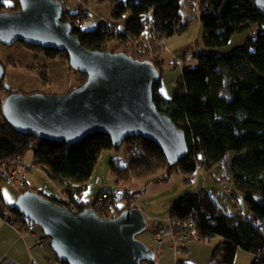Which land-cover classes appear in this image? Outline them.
<instances>
[{"label": "trees", "instance_id": "trees-1", "mask_svg": "<svg viewBox=\"0 0 264 264\" xmlns=\"http://www.w3.org/2000/svg\"><path fill=\"white\" fill-rule=\"evenodd\" d=\"M182 1L114 0L112 22L102 21L94 28L83 27L89 13L82 6L75 12L65 7L62 20L74 25V33L86 48L125 52L137 60H150L162 77L163 60L158 48L164 47L166 38L187 31L193 23L192 18H184ZM15 2V8L11 6L13 9L8 10L6 0H0V11L20 10L19 0ZM199 4L207 50L201 49L191 55L193 63L182 68L170 97L161 91V79L154 90L159 110L186 132L187 156L170 166L163 150L154 141L138 136L127 138L120 148H115L111 137L103 133L90 135L72 145L25 135L4 120L0 98L3 119L0 165L17 158L23 161L25 155L33 151L34 164L45 168L58 186H68L69 206L75 207L76 212L88 208L85 200L88 181L98 157L106 150L125 149V160L114 157L110 161L116 183H129L165 171L151 180L163 182L168 181L174 171L194 175L198 169H204L215 182L235 185L244 196L246 212L229 213L212 193L201 190L184 195L171 208L170 217L194 219L197 233L193 239L221 237L212 254L217 264H234L239 250L253 254L251 264H264V12L255 0H200ZM127 13L131 15L121 28L119 22ZM254 28H260V33L246 44L227 53L215 50L228 44L235 34ZM129 42L127 50L124 45ZM39 48L50 54H67ZM72 71L84 77L78 85L86 81V74ZM28 190L33 189L27 187L23 192ZM35 191L47 197L43 190ZM107 193L112 196L113 207L111 210L108 206L107 210L111 211L106 217H116L133 206L129 203L120 208L125 196L117 197L118 192ZM131 196L135 198L137 193ZM5 206L0 188V215L3 217L6 216ZM9 208L12 210L9 220L16 216L21 226L32 223L15 205ZM177 264L193 263L181 259Z\"/></svg>", "mask_w": 264, "mask_h": 264}, {"label": "water", "instance_id": "water-1", "mask_svg": "<svg viewBox=\"0 0 264 264\" xmlns=\"http://www.w3.org/2000/svg\"><path fill=\"white\" fill-rule=\"evenodd\" d=\"M264 12V0H255ZM20 10L0 11V43L17 42L66 52L72 70L86 74L84 83L65 94L12 92L2 99V116L17 132L70 145L96 134L111 137L120 148L129 137L154 141L170 166L189 154L186 132L154 100L161 73L150 60L125 52L86 48L74 25L62 20L61 0H19ZM6 66L0 62V81ZM15 207L49 239L66 264H148L157 253L137 235L148 227L136 206L113 218L92 207L75 212L35 190L21 193Z\"/></svg>", "mask_w": 264, "mask_h": 264}, {"label": "rangeland", "instance_id": "rangeland-1", "mask_svg": "<svg viewBox=\"0 0 264 264\" xmlns=\"http://www.w3.org/2000/svg\"><path fill=\"white\" fill-rule=\"evenodd\" d=\"M200 0H183L182 14L184 18H192L193 23L189 29L181 34L173 35L164 40V47L158 48L163 60V75L160 80L161 91L170 97L182 75V68L192 63L189 55V44L195 42L196 51L207 48L203 42V26L201 23ZM7 3L6 9L16 6L15 0ZM89 13L84 28H94L102 21H112V6L114 0H90L86 5L84 0H69L68 9L77 11L81 6ZM15 8V7H14ZM130 13L119 22L123 28ZM260 28H254L241 34H235L228 44L218 47L215 50L227 53L248 42L251 37H257ZM113 42L112 44H114ZM130 42L125 44L126 49L130 48ZM0 62L6 66V76L0 83V98L3 99L8 92H44L48 94H65L75 88L84 77L73 72L69 66V57L65 53L50 54L46 50L29 47L24 43L17 42L12 46H5L0 43ZM36 87V88H35ZM39 88V89H38ZM2 116H0V120ZM3 121V119H2ZM114 157L126 159L124 147L121 149H110L102 152L98 157L94 172L88 181V189L85 192L88 199L98 197L107 192L120 193L125 196L121 201L120 208L133 203L146 216L148 227L137 239L146 244L157 253L156 264H177L178 260H189L194 264H217L212 256L213 251L220 243L221 237L198 240L192 239L186 242L183 249L176 252L170 247L159 248L154 240V219H167L171 208L184 195L192 192L206 190L212 193L220 204L229 213H245L247 205L243 194L233 183L215 182L204 169H198L194 175H185L174 171L168 181L154 182V178L164 174H158L142 179H134L129 183H116L110 168V161ZM33 151L25 155V163L33 166L25 177L26 182L0 181V188L4 198L5 213L12 216L10 206L15 205L17 197L29 187L31 189L43 190L50 199L68 197V186H58L48 176L47 170L42 166L33 165ZM219 172H221L219 170ZM76 192L74 187L71 189ZM128 191L130 193H128ZM137 193L134 198L131 194ZM121 195V196H122ZM133 197V198H132ZM37 229L42 230L39 225L33 224ZM43 231V230H42ZM188 248L185 249V246ZM55 257L56 254H55ZM59 264H64L57 257Z\"/></svg>", "mask_w": 264, "mask_h": 264}, {"label": "crops", "instance_id": "crops-1", "mask_svg": "<svg viewBox=\"0 0 264 264\" xmlns=\"http://www.w3.org/2000/svg\"><path fill=\"white\" fill-rule=\"evenodd\" d=\"M61 1L68 9L69 0ZM84 4H87L85 0ZM82 7L84 8L85 6L82 5ZM2 123L1 119L0 125ZM23 162H25V158ZM58 200L67 203L69 196L67 197L62 193V198H58ZM9 216L3 217L0 215V264H59L49 239L46 238L42 230L29 224L13 226L9 222ZM186 248H188L187 245L185 246ZM253 257L252 253L239 250L234 264H251ZM189 262L192 263L191 261Z\"/></svg>", "mask_w": 264, "mask_h": 264}, {"label": "built area", "instance_id": "built-area-1", "mask_svg": "<svg viewBox=\"0 0 264 264\" xmlns=\"http://www.w3.org/2000/svg\"><path fill=\"white\" fill-rule=\"evenodd\" d=\"M195 42L189 44V55H192L196 51ZM33 165L34 162H33ZM33 166L27 165L20 159H16L9 164L0 165V178L5 181H18L20 183L26 182L25 177L30 172ZM117 197H121L120 193H117ZM85 200L88 202V208L92 207L101 217H106L109 211L113 207V199L109 193L100 194L93 199ZM65 204L70 208L69 201ZM108 206L111 210H107ZM71 209V208H70ZM73 211H77L76 208H72ZM108 211V212H107ZM107 212V213H106ZM13 226H21L18 222V217L13 216L9 220ZM32 222L30 225H33ZM154 240L159 248L170 247L178 252L183 249L186 242L192 240L197 233L196 221L190 219H179L169 217L167 219H154Z\"/></svg>", "mask_w": 264, "mask_h": 264}, {"label": "snow or ice", "instance_id": "snow-or-ice-1", "mask_svg": "<svg viewBox=\"0 0 264 264\" xmlns=\"http://www.w3.org/2000/svg\"><path fill=\"white\" fill-rule=\"evenodd\" d=\"M6 2L10 3V2H11V0H6Z\"/></svg>", "mask_w": 264, "mask_h": 264}, {"label": "bare ground", "instance_id": "bare-ground-1", "mask_svg": "<svg viewBox=\"0 0 264 264\" xmlns=\"http://www.w3.org/2000/svg\"><path fill=\"white\" fill-rule=\"evenodd\" d=\"M36 88V87H35ZM39 89V88H38Z\"/></svg>", "mask_w": 264, "mask_h": 264}]
</instances>
